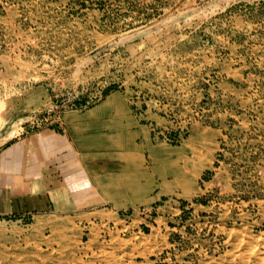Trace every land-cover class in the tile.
Listing matches in <instances>:
<instances>
[{
	"label": "rangeland",
	"instance_id": "1",
	"mask_svg": "<svg viewBox=\"0 0 264 264\" xmlns=\"http://www.w3.org/2000/svg\"><path fill=\"white\" fill-rule=\"evenodd\" d=\"M111 91L187 146L195 189L0 216V264H264V0H0V147Z\"/></svg>",
	"mask_w": 264,
	"mask_h": 264
},
{
	"label": "crops",
	"instance_id": "2",
	"mask_svg": "<svg viewBox=\"0 0 264 264\" xmlns=\"http://www.w3.org/2000/svg\"><path fill=\"white\" fill-rule=\"evenodd\" d=\"M130 98L111 91L91 106L62 112L55 125L9 137L0 147V216L95 219L100 207L97 216L106 219L195 189L187 146L155 140Z\"/></svg>",
	"mask_w": 264,
	"mask_h": 264
}]
</instances>
